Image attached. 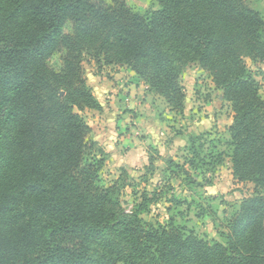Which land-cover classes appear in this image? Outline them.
Returning a JSON list of instances; mask_svg holds the SVG:
<instances>
[{"label":"trees","instance_id":"1","mask_svg":"<svg viewBox=\"0 0 264 264\" xmlns=\"http://www.w3.org/2000/svg\"><path fill=\"white\" fill-rule=\"evenodd\" d=\"M154 2L143 13L126 0H0V264H118L106 249L93 252L94 238L112 229L130 247L126 264H264L257 212L242 207L226 244L178 227L147 229L139 215L155 203L148 192L133 214L113 213L118 187L99 186L101 163L86 161L99 145L79 112L101 105L85 59L130 69L179 114L186 94L178 64L187 59L232 104L235 179L264 188V99L245 61L264 62L263 14L250 0ZM55 54L60 71L49 64ZM251 203L263 208L264 196Z\"/></svg>","mask_w":264,"mask_h":264},{"label":"rangeland","instance_id":"2","mask_svg":"<svg viewBox=\"0 0 264 264\" xmlns=\"http://www.w3.org/2000/svg\"><path fill=\"white\" fill-rule=\"evenodd\" d=\"M126 1L135 11L143 13L157 8L154 0ZM250 1L251 7L264 16V0ZM245 61L259 82L264 99V62ZM49 64L60 71L61 54L52 56ZM178 65L186 94L182 114L172 112L166 101L130 69L99 68L85 59V80L96 97L103 98L106 111L101 112L105 115L110 110L105 118L87 109L79 112L94 126L92 132L97 128L102 131L97 122H105L103 149L99 146L86 161L101 163L99 186L118 187L114 204L109 207L113 213L123 209L133 214L142 202V193L147 191L148 198L155 200L146 213L139 215L147 229L178 227L186 236L193 231L196 238L208 243H230L232 226L243 206L246 212H257V219L264 221V207L251 203L264 196V188H256L250 181L239 182L234 177L229 127L235 114L212 74L187 59ZM126 94L128 100L124 101L121 96ZM126 114L128 117L123 118ZM118 118L123 125L118 126ZM192 138L196 140L194 158L189 152ZM190 159H194L196 166L187 165ZM240 222L250 230L255 225L246 213L240 216ZM100 248L118 256L121 259L118 264H126L123 259L129 255L130 247L115 229L94 238L93 252ZM150 259L147 256L146 261Z\"/></svg>","mask_w":264,"mask_h":264},{"label":"crops","instance_id":"3","mask_svg":"<svg viewBox=\"0 0 264 264\" xmlns=\"http://www.w3.org/2000/svg\"><path fill=\"white\" fill-rule=\"evenodd\" d=\"M109 67H112V66H109ZM132 72V71H131ZM134 73V72H133ZM135 74V73H134ZM131 88V87H130ZM128 92V91H127ZM94 94V93H93ZM153 94V93H152ZM128 95L129 94H126L125 96H121V98L124 100V101H127L128 100ZM94 96L96 97V95L94 94ZM126 97V98H125ZM131 97V96H130ZM160 97V96H159ZM96 99L98 100V102L100 103V105H101V110H99V111H96V110H87V112L88 111H90V112H93V113H97V114H99L100 115V118H105V117H107L108 115H109V112H110V110L108 109V112L104 115L101 111H103V110H105L106 111V109H104V107H105V105H104V100H103V98L102 99H100V98H98V97H96ZM114 110H115V107L113 108ZM128 116H127V114L126 115H124L123 116V118H127ZM149 121H151V119L149 118ZM118 126H121V124L123 125L124 123H123V121H121V120H119V118H118ZM97 124H99L101 127L100 128H102L103 130L101 131L100 129H98L97 128V131L96 132H92L91 133V135H92V138H93V140L95 141V142H97L98 143V145L103 149V147H102V144H103V140H102V134L104 135V131H105V122L103 121V120H101V121H98L97 122ZM90 127H91V129L93 130V128H94V126H92V123H90ZM95 134H97L96 136H95ZM90 135V136H91ZM94 135V136H93ZM122 139V138H121ZM141 150H144V149H141Z\"/></svg>","mask_w":264,"mask_h":264}]
</instances>
